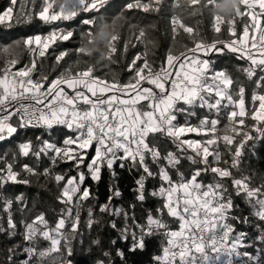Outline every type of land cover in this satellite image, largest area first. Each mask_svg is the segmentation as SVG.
Returning <instances> with one entry per match:
<instances>
[{
    "label": "snow or ice",
    "instance_id": "obj_1",
    "mask_svg": "<svg viewBox=\"0 0 264 264\" xmlns=\"http://www.w3.org/2000/svg\"><path fill=\"white\" fill-rule=\"evenodd\" d=\"M112 7V0H7L0 8V25L39 20L50 29L0 36V141H16L0 155L6 216L0 234L21 235L5 249L6 264H15L17 253L24 255L20 264H77L73 241L100 223L97 209L119 239L131 242L126 251L89 255L83 264H115L105 259L113 251L127 264V255L144 250L154 236L161 246L152 264H264V0H124L118 11ZM133 11L165 14L171 41L185 35L183 50L169 43L156 67L149 53L161 45L147 31L154 25L130 22ZM205 13L210 38L184 18ZM225 56L244 64L218 66ZM121 60L127 78L115 72L109 78L110 66ZM53 125L68 130L59 142L43 135L16 140ZM257 154L261 164L254 167ZM117 163L139 172L127 207L114 204L118 187L109 185L105 202L92 187L104 169L115 177ZM33 176L58 189L54 223L44 211L31 214L23 193L14 191ZM149 179L156 181L150 191ZM149 198L155 206L137 216V202L142 208ZM238 199L249 215L237 211ZM14 208L30 218L17 223ZM93 247L103 242L91 239L85 251Z\"/></svg>",
    "mask_w": 264,
    "mask_h": 264
},
{
    "label": "trees",
    "instance_id": "obj_2",
    "mask_svg": "<svg viewBox=\"0 0 264 264\" xmlns=\"http://www.w3.org/2000/svg\"><path fill=\"white\" fill-rule=\"evenodd\" d=\"M124 0H112V9L114 11H118L120 6ZM167 2V0H166ZM7 0H0V8L6 6ZM185 21L194 28H199L202 35H206L209 38L212 35L211 28H210V18L208 17L207 13L203 17L196 15V16H185ZM128 19L130 22L139 24L142 27H146L148 25H154V27L147 28V31L150 33L151 37L155 39L161 46L157 47L149 53V59L154 62L156 67H159L160 58L164 54L166 47L169 43L173 44V47L177 50H183V44L186 42V37L184 34L181 33L176 39L175 42H172L170 39V30L168 28V20L166 19L165 14H145L142 12L133 11L128 14ZM50 30L49 26L45 25L43 22L36 20L34 21L31 26H22V27H14L9 28L5 25H0V36L5 34H9L12 37H16L21 35L24 32H46ZM130 31L125 24L124 29L122 30L123 36H129ZM67 43V42H65ZM73 44H68V47H72ZM143 46H139L136 49H130L128 52V58L130 59L132 55L135 54V51H142ZM75 57H73L74 59ZM119 59V57H118ZM225 61H227V65H225ZM46 65L51 64V60L45 62ZM243 65V61H236L234 57L225 56L223 60H220L218 66H227L230 69H234L235 65ZM111 72L108 69H101V74L104 72H109V78H111L112 72H115L118 76L123 78H127L128 70L126 69L125 63L123 60L119 64H112ZM47 71L48 68L42 69ZM236 76L240 79L241 82L247 84V79L243 77L242 73H237ZM251 89L249 88V95ZM206 109H196L198 115L206 114ZM183 120V117H181ZM223 119V117H222ZM192 123H197V117L191 118ZM223 125L221 124V127ZM68 130L61 125H53L51 129H31L26 134H21L18 136L16 140L21 138H33L36 135H43L44 138L50 139L53 142H59L62 140L63 135L67 133ZM188 138L195 137L196 134L188 133L185 134ZM15 140L11 138L7 141H0V155H3L5 151L9 153L14 150L15 147ZM35 143V141H34ZM169 147H171L169 145ZM261 147L259 142H256V148L259 149ZM91 151V149H90ZM23 159V158H21ZM34 159V158H33ZM253 166L259 167L261 164V157L259 154L254 155L252 157ZM47 161L45 160V163ZM184 170L187 171L189 168L188 163L185 161ZM57 170H61V167L58 166ZM115 172L116 175L113 177L111 173L104 169L102 179L92 185L94 192L96 193L95 199L99 202H105L107 196L109 195V185L113 187H118L121 191L120 197L114 198V204L121 207H127L134 200V190H135V180L139 176V172L135 169L129 170L127 166L123 169L120 168L119 164L115 165ZM31 184L29 185H17L14 186V191L17 193H23L25 197V205L28 209L31 210V214H37L39 211H44L47 214V218L50 222L54 223V220L57 215H59L61 205L56 201L55 197L58 194V189L54 182L50 179L45 180L43 176L31 177ZM147 188L150 191L156 181L149 179L146 181ZM240 205V208L237 210L238 212L243 213L244 215H249V210L247 205L244 203L242 199H238L236 201ZM155 206L154 198H149L148 201L142 206L137 202V216L140 215L141 210L147 211L150 207ZM13 215L19 223L21 219H28L30 218L29 213L25 212L21 214L18 208L13 209ZM82 218L84 221L87 219V206L82 210ZM97 218L100 220V223L97 224L90 232L87 228L83 229V240L80 236H77L73 241L75 247V254L73 259L77 262V264H83V261L86 257L91 255L92 257H100L103 251H108L115 248H121L122 250L126 251V245H130L131 237L129 236L127 240L119 239V232L117 230L111 229L108 224L107 220L109 219L108 216L100 217L97 209ZM118 222L122 220L121 218H117ZM6 221L5 214L0 211V224H4ZM238 230L248 231L247 226L237 224ZM21 239L20 232L15 234V238L7 237L4 234H0V264H6V256H5V249L11 247L12 244L18 243ZM91 239H100L103 242V248H96L89 251H85L89 248V243ZM110 246V247H109ZM161 246V237H149L146 243V247L144 250H137L135 254H128L127 255V264H152V256L157 254L159 248ZM253 252L255 249H252ZM24 259L23 253L16 254V262L15 264H20V261ZM106 260H115V264H121V260L119 257L115 256L114 251L112 255L105 258Z\"/></svg>",
    "mask_w": 264,
    "mask_h": 264
},
{
    "label": "rangeland",
    "instance_id": "obj_3",
    "mask_svg": "<svg viewBox=\"0 0 264 264\" xmlns=\"http://www.w3.org/2000/svg\"><path fill=\"white\" fill-rule=\"evenodd\" d=\"M191 138H195V137H191Z\"/></svg>",
    "mask_w": 264,
    "mask_h": 264
}]
</instances>
